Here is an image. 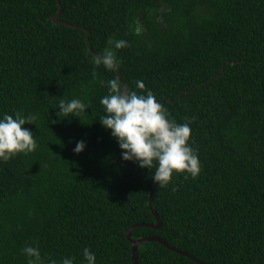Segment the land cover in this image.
Masks as SVG:
<instances>
[{
  "label": "trees",
  "instance_id": "16d2710c",
  "mask_svg": "<svg viewBox=\"0 0 264 264\" xmlns=\"http://www.w3.org/2000/svg\"><path fill=\"white\" fill-rule=\"evenodd\" d=\"M156 3L164 5V29ZM0 0V115L34 117L36 148L0 161V264H47L82 251L96 264H131L125 231L154 224L151 173L124 161L105 130L99 79L117 78L93 57L111 39L120 81L142 80L178 123L191 125L201 172L156 186V236L203 264H264V0ZM142 20L145 32L138 29ZM69 25V26H68ZM85 30L88 42H85ZM79 98L85 115H56ZM52 121H56L52 123ZM84 150L73 152L76 141ZM138 264H197L158 242L137 247Z\"/></svg>",
  "mask_w": 264,
  "mask_h": 264
},
{
  "label": "clouds",
  "instance_id": "9594fccd",
  "mask_svg": "<svg viewBox=\"0 0 264 264\" xmlns=\"http://www.w3.org/2000/svg\"><path fill=\"white\" fill-rule=\"evenodd\" d=\"M110 47L93 57V78H97V67L108 72H118L121 65L116 50L128 46L124 39H111ZM99 84L107 87V94L100 98L104 115L99 117L101 126L110 131L121 150L124 161L135 162L141 169L151 173L152 182L158 187H166L175 174H184L195 179L201 172V162L197 150L190 143L191 125L178 123L151 90L145 89L142 80L135 81V88L144 90L138 93L127 88L118 78L99 79ZM56 115L67 117L85 115L88 106L79 98L68 101L61 99ZM34 117H22L5 112L0 115V161H7L19 153H29L36 148L33 132L23 127ZM56 121H52L55 123ZM83 140L76 141L73 152L81 153L85 148ZM22 253L29 258L28 264L41 260L38 247L25 245ZM83 264H96L95 253L85 247L82 251ZM47 264H57L50 259ZM59 264H75L72 256L61 258Z\"/></svg>",
  "mask_w": 264,
  "mask_h": 264
},
{
  "label": "water",
  "instance_id": "95a60500",
  "mask_svg": "<svg viewBox=\"0 0 264 264\" xmlns=\"http://www.w3.org/2000/svg\"><path fill=\"white\" fill-rule=\"evenodd\" d=\"M56 2H57V12L54 15H52L51 20L55 24H58L59 21L57 19H58L59 13H60L59 0H56ZM85 42L86 43L88 42V31H86V30H85ZM115 75L120 80L118 72H115ZM122 84L125 86V84L123 82H122ZM155 188H156V185L153 183V186H152V188L149 192V195H148V208L151 211V213L155 219V223L154 224L138 223V224L132 225L131 227H129L125 231V237L129 241V244H130L131 264H138V261H137L138 260V253H137L138 245L145 243V242H152V241L160 243L162 246H164L165 248H167L173 252H176V253L181 254L183 256H186V257H189L190 259L194 260L197 264H203V263H200L197 260L193 259L192 257H190L185 252L179 251V250L171 247L169 244L162 241L160 238H158L156 236H147V237L138 238V239L131 238V232L134 229H137L139 227H142V226L143 227H149V228L154 229V230H157L160 228V225H161L160 221L158 219L156 212L152 208V198H153V193H154Z\"/></svg>",
  "mask_w": 264,
  "mask_h": 264
},
{
  "label": "rangeland",
  "instance_id": "374dc122",
  "mask_svg": "<svg viewBox=\"0 0 264 264\" xmlns=\"http://www.w3.org/2000/svg\"><path fill=\"white\" fill-rule=\"evenodd\" d=\"M157 6V13H156V18H157V22L161 24V29H164V24H163V13L165 12V6L161 5L159 3H156ZM137 25H138V29L142 30L143 32H145V28L144 25L142 24V20L140 18L137 19Z\"/></svg>",
  "mask_w": 264,
  "mask_h": 264
}]
</instances>
